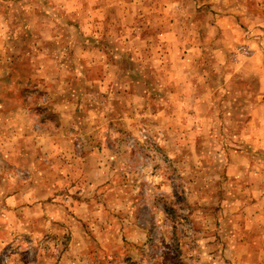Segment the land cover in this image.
Masks as SVG:
<instances>
[{"label":"rangeland","instance_id":"obj_1","mask_svg":"<svg viewBox=\"0 0 264 264\" xmlns=\"http://www.w3.org/2000/svg\"><path fill=\"white\" fill-rule=\"evenodd\" d=\"M47 263L264 264V0H0V264Z\"/></svg>","mask_w":264,"mask_h":264},{"label":"crops","instance_id":"obj_2","mask_svg":"<svg viewBox=\"0 0 264 264\" xmlns=\"http://www.w3.org/2000/svg\"><path fill=\"white\" fill-rule=\"evenodd\" d=\"M1 105H2V107H4L5 105H6V102H4V101H1ZM9 192V194H5L3 197H9V196H12V195H16V196H19V197H25L24 196V193H23V191L21 190V191H17V193H12V192H10V191H8ZM38 204H41V202H37ZM52 223V222H51ZM54 230V229H53ZM55 232V231H54ZM45 233H47L48 234V232L47 231H45V232H42L41 234H40V236H43ZM48 237V236H47ZM66 246H70L71 244H68V243H66L65 244ZM50 255V254H49ZM65 257H67V255H65ZM47 261H51V259L50 258H47ZM47 264H49V263H47Z\"/></svg>","mask_w":264,"mask_h":264}]
</instances>
